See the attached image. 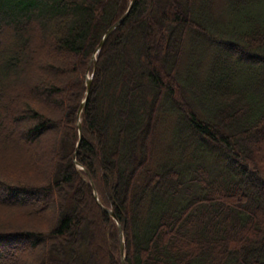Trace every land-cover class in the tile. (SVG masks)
<instances>
[{
    "label": "trees",
    "instance_id": "1",
    "mask_svg": "<svg viewBox=\"0 0 264 264\" xmlns=\"http://www.w3.org/2000/svg\"><path fill=\"white\" fill-rule=\"evenodd\" d=\"M132 1L0 0V264H264V0Z\"/></svg>",
    "mask_w": 264,
    "mask_h": 264
},
{
    "label": "water",
    "instance_id": "2",
    "mask_svg": "<svg viewBox=\"0 0 264 264\" xmlns=\"http://www.w3.org/2000/svg\"><path fill=\"white\" fill-rule=\"evenodd\" d=\"M136 0H133L128 11L124 14V16L119 20L117 21L112 27H110L108 29V31L105 33L104 37L102 38L101 40V43L97 49V51H100L106 44L107 40L109 39V37L112 35V33L124 22V20L128 17L129 13H130V10L134 4ZM91 86H92V80L91 78H89L87 80V96L90 94V91H91ZM85 103H86V100L85 102L82 104L81 108H80V113L83 111V109L85 108ZM79 130H80V136H82V126L81 124H79ZM76 157H77V152L75 153V156H74V159L76 161ZM77 163V162H76ZM92 181V180H91ZM93 185V184H92ZM94 187V185H93ZM97 197V196H96ZM98 199V197H97ZM108 212L111 214L112 217H114L116 219V216L114 214V212L112 211H109ZM119 229H120V238H121V254H122V264H126V256H125V243L123 241V229L121 226H119Z\"/></svg>",
    "mask_w": 264,
    "mask_h": 264
},
{
    "label": "rangeland",
    "instance_id": "3",
    "mask_svg": "<svg viewBox=\"0 0 264 264\" xmlns=\"http://www.w3.org/2000/svg\"><path fill=\"white\" fill-rule=\"evenodd\" d=\"M15 146L13 145L11 147V150L14 148ZM5 207V206H4ZM19 210L15 209L10 211L8 209L2 208L0 206V230L2 229H8V228H16V223H10V219L13 218V216H17L14 218H17L15 221H24L23 217L18 213ZM1 224H6V226H2ZM2 226V227H1ZM21 225H19L18 227H20Z\"/></svg>",
    "mask_w": 264,
    "mask_h": 264
}]
</instances>
